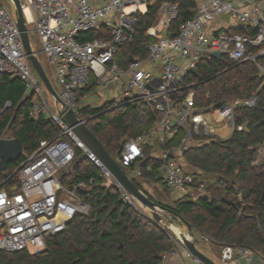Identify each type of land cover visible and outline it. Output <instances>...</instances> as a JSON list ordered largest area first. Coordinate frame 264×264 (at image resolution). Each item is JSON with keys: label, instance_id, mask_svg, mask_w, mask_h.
Listing matches in <instances>:
<instances>
[{"label": "built area", "instance_id": "built-area-1", "mask_svg": "<svg viewBox=\"0 0 264 264\" xmlns=\"http://www.w3.org/2000/svg\"><path fill=\"white\" fill-rule=\"evenodd\" d=\"M158 1L20 0L24 15L25 9L31 13V21L25 15L27 25L35 27L42 52L60 87V102L52 96L55 111L46 100V88L28 62L15 16L0 3V74L22 82L23 100L30 102V117L35 123L48 118L60 129L55 138L41 141L39 148L26 156L0 186V251L43 252L51 237L65 231L77 215L90 212V205L83 202L79 194L94 183V178L71 183L76 178V165L83 160L97 168L103 185L113 186L124 202L145 214L61 117V112L67 108L80 116L88 95L79 96V92L89 87L92 80L98 88L104 89L116 84L125 85L126 98L116 107L147 103L155 105L159 113L149 131L124 144L118 162L129 168L147 156L148 148L154 149L150 157L161 162L162 181L170 191L194 199L205 194L204 186L196 185L194 176L183 165L182 146L169 142L180 129L186 132L182 145L195 138L225 140L234 131L243 132L245 127L235 123L236 111L254 108L258 96L254 94L225 103L220 109L206 110L195 107L193 93L180 105H175L169 95L178 90L180 78L201 61L214 58L215 53H222L231 63H254L264 81V0H194L193 18L180 25L175 37L168 34V29L179 16V4L163 0L157 22L147 32L154 39L147 46L149 57L144 60L134 56L124 68L116 60L120 47L134 35L139 23L138 14ZM223 16H230L232 24L220 23ZM240 26L244 27L243 32L233 34L232 30ZM101 27L107 33L104 37L79 40L80 34ZM152 67L159 69V79L154 76ZM9 107L10 102L4 110ZM219 129L229 130V136L221 137ZM129 176L138 178L140 169L132 170ZM15 177H18L17 182H14ZM171 238L175 246L164 255V261L179 256L183 249L190 264H205L186 249L180 235L175 233ZM220 263L262 264V261L256 260L249 248L227 245L222 248Z\"/></svg>", "mask_w": 264, "mask_h": 264}, {"label": "trees", "instance_id": "trees-1", "mask_svg": "<svg viewBox=\"0 0 264 264\" xmlns=\"http://www.w3.org/2000/svg\"><path fill=\"white\" fill-rule=\"evenodd\" d=\"M162 1L138 14L134 35L120 47L116 56L121 66L126 67L134 56L144 60L149 57L147 46L154 39L147 32L157 22ZM169 1L179 4V16L169 27L170 36L175 37L180 25L193 18L196 3L194 0ZM242 32L240 28L232 30L233 34ZM106 34L101 27L78 38L81 42L91 41ZM177 86L178 90L169 95L171 101L180 105L193 93L197 109L209 110L236 99L258 96L254 108L236 111L235 123L245 127L243 132L234 131L225 140H204L202 144L191 146L182 145L186 132L180 129L169 142L182 146L183 159L196 185L204 186L205 194L198 199L183 196L170 204L171 191L162 182L161 162L150 157L151 148L147 149L144 159L129 168L118 163L128 175L139 168L141 176L134 178V182L151 200L176 212L194 232L221 248L246 247L264 257V173L254 167L259 149L264 146V81L252 62L235 64L226 58H212L201 61L178 80ZM90 88L91 85L79 92V96ZM24 90L21 81L0 74V139L18 138L24 150L7 171H0V186L26 156L39 148L41 141L51 140L60 133L51 119L42 118L37 123L31 119V104L23 100ZM8 102L11 107L4 110ZM80 117L118 161L124 144L149 131L159 113L153 104L116 107L115 103H109L99 109H83ZM74 170L76 178L71 180L72 184L94 178V183L79 194L81 200L90 205V212L77 215L65 231L51 237L45 251L37 254L0 251V264H163L164 255L175 245L166 226L155 223L124 202L113 186L103 185L97 168L89 161L83 160ZM17 180L15 177L14 182ZM141 181L159 182L160 197L164 201L153 197ZM206 195L208 199L204 198ZM166 220H170L169 217Z\"/></svg>", "mask_w": 264, "mask_h": 264}, {"label": "water", "instance_id": "water-1", "mask_svg": "<svg viewBox=\"0 0 264 264\" xmlns=\"http://www.w3.org/2000/svg\"><path fill=\"white\" fill-rule=\"evenodd\" d=\"M16 9V21L17 27L20 32L24 49L27 55L28 62L32 66L33 70L39 76L46 90L58 101L60 98L58 93L54 89L50 78L48 77L43 64L40 62L37 53L32 49L30 32L25 19L24 11L22 9L20 0H9ZM244 29L243 26L239 27ZM214 58L222 59V53H215ZM193 71V70H192ZM191 71V72H192ZM260 79L263 78L262 72L258 73ZM222 105H216L214 109H220ZM61 117L63 121L73 128L75 134L83 141L86 146L96 154V156L105 164V166L112 172L116 180L124 187L129 195L135 200L138 206L149 214V217L157 224L164 225V219L169 217L170 224L177 223L180 227H185L187 230L186 236H181L186 249L190 251L194 256L200 259L205 264H216L214 261L206 257L201 253L196 245L198 243L195 237L194 229L191 225L186 223L176 212L170 210L169 208L158 204L151 200L149 196L134 182L132 179L120 166L118 161L111 155V153L105 148V146L95 137L92 132L88 129L86 122L81 119V117L74 112L72 109H65L61 112ZM23 144L18 138H2L0 139V171H7L10 164L17 162L23 155ZM208 199L206 195L204 197ZM167 231L174 235L172 228L166 227Z\"/></svg>", "mask_w": 264, "mask_h": 264}, {"label": "crops", "instance_id": "crops-1", "mask_svg": "<svg viewBox=\"0 0 264 264\" xmlns=\"http://www.w3.org/2000/svg\"><path fill=\"white\" fill-rule=\"evenodd\" d=\"M168 34H169V29H168ZM179 60H180V62H182L181 59H179ZM126 67H124V68H126ZM152 71H153V74L156 77V79H159V76L161 75L159 69L157 67H152ZM51 72H52V74H54L52 70H51ZM125 89H126L125 85H122V84L111 85V86H109L106 89L98 88L96 86V84H95V81L92 80L90 90L85 92L88 96L83 101V104H84L83 105V109H86V108L99 109V108L103 107L105 104H109V103H112V104L115 103L117 105V104H119V103H121L122 101L125 100V98H126L125 95H124ZM104 96H109L111 98V101L103 102ZM119 98H120V100H119ZM204 142H205L204 140H195L194 139L193 141L188 142L187 145L196 146V145L202 144ZM154 152H155V150L151 149V153H154ZM260 153L262 155L264 154V146H262L259 149L258 157L260 156L259 155ZM262 165H264V164H262ZM256 166H257V162H255V164H254L255 168H256ZM258 172L259 173H264V170L262 172H260V171H258ZM141 182L144 185L145 189L153 197H156L158 201H160L162 199L160 197V190L159 189L161 188V185H160L159 182H153V181H151V182H149V181H141ZM181 197L182 196L180 195V198ZM161 201H164V200L162 199ZM172 229L174 231V234L176 233L177 235H180V236H186L187 235L186 228L185 227H180L178 224H177L176 228L172 227ZM194 233H195V237L198 240L196 248L201 253H203L206 257H208L209 259L214 261L216 264H221L220 263V256H221L222 248L220 246L216 245V244H213L212 242H210L208 239L204 238L198 232L195 231ZM172 241H173V239H172ZM214 247L217 248V250ZM254 258L256 260L262 261V264H264V257H262L261 255H258L257 253L254 252ZM163 264H190V260L187 257L186 251L182 249V250L179 251V256H177V257H169L168 260L164 261Z\"/></svg>", "mask_w": 264, "mask_h": 264}, {"label": "rangeland", "instance_id": "rangeland-1", "mask_svg": "<svg viewBox=\"0 0 264 264\" xmlns=\"http://www.w3.org/2000/svg\"><path fill=\"white\" fill-rule=\"evenodd\" d=\"M0 3L3 6H5L6 8H8V10L14 16H16L15 6L9 0H0ZM220 23H223V24H226V25L232 24V21L230 19V16H223L221 18V20H220ZM28 29H29V32H30V40H31L32 49H33V51L35 53H37L40 62L43 64L44 69H45L48 77L50 78V80L52 82V85L54 86V89L56 90L57 93H60V87L56 83L54 74H52V72H51V68H50L49 62H48L45 54L42 52L43 51V46L41 44V41H40L38 35L35 32V27L30 26L28 24ZM44 93H45V97H46V100H47L50 108L53 111H55V109H56L55 106L56 105H55V101H54L53 97L51 96V94L46 89H44ZM119 100H120V98H119ZM109 101H111V98L109 96H104L103 102H109ZM208 118H211V117L209 116ZM229 134H230V131L229 130L219 129V135L221 137L226 138V137L229 136ZM259 155L260 156L257 157V160H256V162H257L256 170L262 172L264 170V165H262V164H264V154L262 155L260 153ZM180 157L182 159V162H183V165H184L186 171L192 173L191 170H190V168L188 167V165L185 163V161L183 159V156L180 155ZM179 198H180V195L179 194H177L176 192L171 191L170 192V200H172V201H170L169 203L173 205V202L177 201ZM143 212L145 213V215H147L149 217V214L148 213H146L145 211H143ZM163 224L166 227H169V228H172V227L176 228V226H177V223L170 224V220H166V219H164ZM215 249L217 250V248H215Z\"/></svg>", "mask_w": 264, "mask_h": 264}, {"label": "bare ground", "instance_id": "bare-ground-1", "mask_svg": "<svg viewBox=\"0 0 264 264\" xmlns=\"http://www.w3.org/2000/svg\"><path fill=\"white\" fill-rule=\"evenodd\" d=\"M25 15H26V17L28 18V20L31 21L32 16H31V13H30V11H29L28 9H25Z\"/></svg>", "mask_w": 264, "mask_h": 264}]
</instances>
